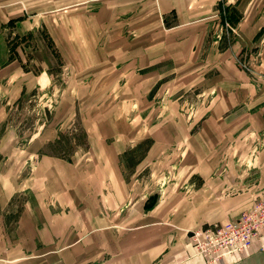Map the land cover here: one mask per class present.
<instances>
[{
  "label": "rangeland",
  "instance_id": "rangeland-1",
  "mask_svg": "<svg viewBox=\"0 0 264 264\" xmlns=\"http://www.w3.org/2000/svg\"><path fill=\"white\" fill-rule=\"evenodd\" d=\"M3 1L0 189L11 175L21 191L0 198V252L13 264H133L130 246L151 228L168 236L136 264H181L164 258L178 247L220 264L197 252L195 231L227 226L264 196V0H248L258 20L240 25L229 12L245 3L220 1L208 42L223 50L186 62L136 50L159 32L130 0ZM25 200L51 210L37 216L35 248L25 229L16 241ZM258 246L221 264H264Z\"/></svg>",
  "mask_w": 264,
  "mask_h": 264
},
{
  "label": "crops",
  "instance_id": "crops-1",
  "mask_svg": "<svg viewBox=\"0 0 264 264\" xmlns=\"http://www.w3.org/2000/svg\"><path fill=\"white\" fill-rule=\"evenodd\" d=\"M135 9L141 8V11L138 15L140 20H154L157 23L154 28L151 25L153 30H157L159 33H153L151 36L146 34H141L142 39L139 40V45L136 44V50L139 49V52L149 54L150 57H156L159 53V60L161 59H173L176 61L185 62L194 56V54H200L202 52L220 54L223 49L218 46L217 40H213L210 44L208 42L210 24L212 18L216 15L217 10L216 6L222 0H130ZM12 2L9 0H4L1 4L8 5ZM223 3L229 5V7L234 6L236 8L242 3H245V9L240 11V13L235 16V12L230 10V19L236 21L237 25H240L243 21H255L258 20L257 16H252L247 14L248 0H223ZM234 14V15H233ZM172 15V16H168ZM164 18L170 21H174L169 25H165ZM149 27V26H148ZM255 27V26H254ZM255 33L259 30L255 27L253 28ZM254 33V32H253ZM156 36H159L156 37ZM160 41L161 47L154 45L156 42ZM216 43V44H215ZM205 46H207L205 48ZM155 49V50H154ZM155 52V54H154ZM158 57V56H157ZM5 174V173H4ZM3 174V175H4ZM39 177V174H37ZM4 179L8 180V186L6 194L4 188L0 189V198L2 204H8L10 198L14 192L21 191V186L18 181L15 182V179L11 175L3 176ZM37 178V179H38ZM35 185V184H34ZM71 199V198H70ZM39 202V201H38ZM236 206H231L235 208ZM241 209H235V211H240ZM51 212L48 207H43L41 205H36L32 208L28 207L26 200L22 204L20 211L18 212V221H16L15 231H16V241L20 243L22 235H24L23 230H27V244L30 248H35L40 246V228L41 225L38 223L37 216L38 214ZM234 213V212H233ZM46 224V223H44ZM100 224H94L87 227L91 229H97ZM48 228L50 232V242H53L56 238L55 227L49 223ZM151 228L145 229V231H139L137 234V240L132 242L130 249L135 251V256L133 264L138 262V256L143 255L145 260L150 257L151 245L158 237L168 236L167 230L160 233V236L157 237L156 232L150 230ZM53 235V236H52ZM52 239V240H51ZM162 239V238H161ZM22 242V241H21ZM178 245V243H177ZM176 252L166 251L164 258H170L176 253V259H182L181 264H208L207 261L202 256H191L188 259L182 258V254L185 252L183 248H177ZM131 251V250H130ZM3 253L7 254L2 255ZM180 253V254H179ZM8 252H0V264H13L14 257L8 255ZM13 255V253L11 254ZM250 253L247 252V255L241 261H247L251 258ZM15 256V255H14ZM180 256V257H179ZM163 259V258H162ZM224 259H220V264ZM226 261V260H224ZM240 261V262H241ZM223 263V262H222ZM210 264V263H209ZM213 264V263H212ZM218 264V263H216Z\"/></svg>",
  "mask_w": 264,
  "mask_h": 264
},
{
  "label": "built area",
  "instance_id": "built-area-1",
  "mask_svg": "<svg viewBox=\"0 0 264 264\" xmlns=\"http://www.w3.org/2000/svg\"><path fill=\"white\" fill-rule=\"evenodd\" d=\"M193 238L197 252L212 261L238 255L256 240H259L258 249L264 256V196L254 209L244 212L227 226L197 230Z\"/></svg>",
  "mask_w": 264,
  "mask_h": 264
}]
</instances>
